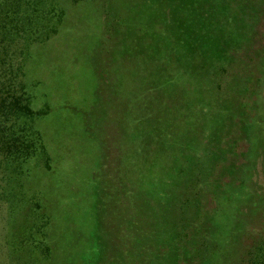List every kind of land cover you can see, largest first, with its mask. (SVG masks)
<instances>
[{
    "label": "rangeland",
    "instance_id": "1",
    "mask_svg": "<svg viewBox=\"0 0 264 264\" xmlns=\"http://www.w3.org/2000/svg\"><path fill=\"white\" fill-rule=\"evenodd\" d=\"M54 2L57 13H63L58 32L47 44L32 47L28 63L37 81L35 126L47 151L24 178L27 192L39 193L40 210L49 217L44 239L51 246V264H138L136 259L146 256L136 254L142 250L135 233L138 224L131 225L127 217L134 214L143 221L153 211L146 190L139 189V204L131 205L135 189L123 166V142L131 140V106L124 109V127L121 121L95 122L90 112L101 104L103 115L109 102L114 104L118 95L123 99L131 82L145 87L158 83L169 90L176 86L173 79L186 87L190 107L165 137L180 142L179 166L195 176L189 183L179 182L175 193L185 210L179 219L176 264H188L189 252L202 264L199 255L206 240L211 249L203 264H262L251 246L264 236V0H251L245 26L226 22L220 12L223 0ZM191 4L198 7L193 11L194 17L199 11L200 22L192 18L195 34L177 39V14L187 18ZM210 4L212 12L205 9ZM209 14L223 20L229 38L215 40L221 30L217 22L213 34L206 35ZM102 42L109 49L103 54L116 84L100 91L95 69L104 57L98 53ZM188 50L205 56L193 62L178 56ZM131 59L145 68L157 64L156 79L121 65ZM166 61L174 70H166ZM172 107L165 108L168 115ZM176 110L184 112L181 104ZM66 206L70 222L59 215ZM8 220L0 217L1 239L5 231L10 235ZM152 248L157 249L153 244L147 251ZM11 256L0 254V262H19Z\"/></svg>",
    "mask_w": 264,
    "mask_h": 264
},
{
    "label": "trees",
    "instance_id": "2",
    "mask_svg": "<svg viewBox=\"0 0 264 264\" xmlns=\"http://www.w3.org/2000/svg\"><path fill=\"white\" fill-rule=\"evenodd\" d=\"M52 1L53 3L51 0H0V217L7 216L10 223V235L7 236L5 231L2 239L0 238V254H6L7 257L12 255L11 259H19V262L12 264H34L35 260H43L41 264H51L52 259L51 246L44 239L47 235L44 228L48 226L49 217L45 212H41L43 209L40 210L39 193H28L24 181L31 170L30 166L33 163L37 164L39 156L47 151L43 138L35 126L36 113L32 108V101L37 81L32 74H29L28 63L31 59L32 47L47 44L52 38L51 35L58 32L59 24L63 20V13H57L56 3ZM211 6L210 4L205 9H210ZM188 7L192 10L189 16H186L187 18L184 14H177L178 31L174 32L177 39L189 37L191 33L195 34L191 23L192 18L194 23L200 22L199 11L196 17L193 11L198 7L194 4ZM235 7L237 9H234ZM223 8L220 12L225 15L226 22L228 20L231 25L236 23L244 25L251 10V0H223ZM210 12H212L211 9ZM215 15L209 14L207 17L206 35L213 34L215 29L212 28L214 22H217L221 24V30L215 33V40L229 38L225 23L222 19L214 17ZM200 38L203 39L199 37L198 40H201ZM102 45L99 46L98 53L104 57L97 62L100 67L95 69L98 81H102L98 86L100 91L104 86L108 88L110 85L109 88L112 89L116 84V80L109 73L111 63L109 65L105 61L107 55L103 54L109 49L103 42ZM178 56L194 59L193 62L196 57L205 55L198 50L194 53L188 50ZM178 62L182 61L178 60ZM121 65L136 69L139 76L149 73L148 75L152 76L150 79H156L154 74L157 71V64L155 67L152 65L145 68L142 62L131 59L123 61ZM162 66L165 67V65ZM174 68L166 61V70H174ZM183 68L184 66L182 70ZM106 79H108L107 83ZM172 81L176 86L169 90L164 89L160 84V86L157 85L158 83H149L145 87L141 83L131 82L127 84L123 99L118 95L114 104L109 102L110 109H104L103 115L101 104L91 107L90 112V117L95 122L99 121L101 124L108 125L110 122L121 121L124 127L123 112L131 106V140L125 138L123 142L124 147L127 148L123 166L126 165L125 171L129 172L135 189L134 192L131 191V205L139 204L136 194L139 189L141 192L146 190L151 197L150 200L153 201V211L146 220L139 221L134 214L127 215L131 218V225L138 224L135 226V231L137 229L135 233L139 237L137 239L142 245V250L135 253L138 256L147 253L141 261L136 259L138 264H176L177 243L180 236L178 225L180 217H184L185 210L181 203L175 201V193L179 189L178 184L183 181L189 183L195 177L193 172L190 170L185 172V168L179 166L181 161L179 158L182 157V155L179 156V149H182L180 142L174 139L168 140L165 137L166 131L171 127L173 129L180 122L181 117L186 115V108L190 107L189 104L186 105L188 101L185 96L186 87L175 79ZM179 104L184 109L182 115H179L176 110ZM167 105L173 106L170 115L165 109ZM155 130L157 132L154 134ZM110 131L114 133V130ZM122 133L119 130V135L122 136ZM195 157L197 159L199 156L195 155ZM76 203L77 201H72L70 204ZM191 207L189 205V208ZM66 209L68 206L63 208L59 215L70 222L72 218ZM39 233L45 235L39 236ZM3 242H7L5 246ZM132 242L131 248L135 250L134 239ZM153 244L157 249L152 248L147 251L148 245ZM201 247L203 255L199 257L203 264L208 249H211L209 240H206ZM251 248L256 251V260L262 262L263 259L262 264H264V236L252 244ZM8 250L10 255L7 254ZM192 253H188V264H199L196 260L198 256L191 257ZM9 261L10 263L0 262V264H11L12 261Z\"/></svg>",
    "mask_w": 264,
    "mask_h": 264
}]
</instances>
